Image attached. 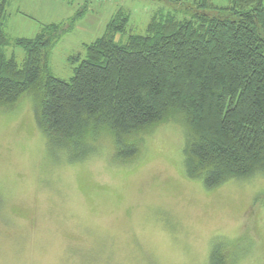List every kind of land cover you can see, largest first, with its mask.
Masks as SVG:
<instances>
[{
  "label": "rangeland",
  "instance_id": "obj_1",
  "mask_svg": "<svg viewBox=\"0 0 264 264\" xmlns=\"http://www.w3.org/2000/svg\"><path fill=\"white\" fill-rule=\"evenodd\" d=\"M195 1L89 0L50 49L49 69L68 80L67 58L83 55L119 9L129 14L127 33L116 37L123 42L144 35L153 16L183 17L182 3ZM81 8V0H8L3 28L10 38L34 37L44 25H68ZM4 54L21 65L25 51L8 45ZM32 101L26 94L0 109V264H212L214 250L226 264H264V172L206 188L185 173L175 123L143 134L139 157L126 164L114 162L105 136L93 155L71 161L36 127Z\"/></svg>",
  "mask_w": 264,
  "mask_h": 264
},
{
  "label": "trees",
  "instance_id": "obj_2",
  "mask_svg": "<svg viewBox=\"0 0 264 264\" xmlns=\"http://www.w3.org/2000/svg\"><path fill=\"white\" fill-rule=\"evenodd\" d=\"M7 1L0 0V109L30 95L36 127L69 160L93 155L105 136L114 162L126 164L139 157L143 134L175 123L185 173L206 188L264 172V0L182 3L183 17L153 16L144 35L123 42L116 37L127 33L129 14L119 9L83 55L67 58L68 80L51 73L49 52L89 0L68 25H44L30 38L5 33ZM8 45L25 51L21 65L5 56ZM225 260L212 251V264Z\"/></svg>",
  "mask_w": 264,
  "mask_h": 264
},
{
  "label": "built area",
  "instance_id": "obj_3",
  "mask_svg": "<svg viewBox=\"0 0 264 264\" xmlns=\"http://www.w3.org/2000/svg\"><path fill=\"white\" fill-rule=\"evenodd\" d=\"M98 1H101V2H107V1H109V0H98Z\"/></svg>",
  "mask_w": 264,
  "mask_h": 264
}]
</instances>
